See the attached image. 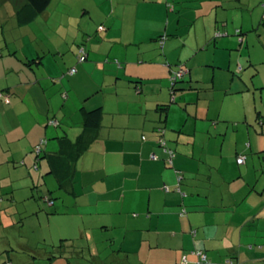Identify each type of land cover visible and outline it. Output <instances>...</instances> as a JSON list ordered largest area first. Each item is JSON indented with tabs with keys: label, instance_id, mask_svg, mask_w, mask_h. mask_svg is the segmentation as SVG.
Wrapping results in <instances>:
<instances>
[{
	"label": "crops",
	"instance_id": "obj_1",
	"mask_svg": "<svg viewBox=\"0 0 264 264\" xmlns=\"http://www.w3.org/2000/svg\"><path fill=\"white\" fill-rule=\"evenodd\" d=\"M149 1L159 5L164 30H150L147 47L137 37L147 21L137 19L142 12L136 7L134 22H127L122 0L107 1L108 13L100 16L84 9L89 20L83 23L81 18L72 25L73 39L65 35L61 41L47 39L36 46L37 39L31 55L12 53L1 23L0 184L9 176L13 178L8 179L10 184L16 181L11 177L14 172H21V178L32 185L54 178L45 157L34 167L32 148L42 140L46 153L58 151V138L63 135L83 150L73 164L72 192L60 189L63 195L52 206L41 198L33 202L29 213L38 220L41 215L47 219L43 242L55 251L28 243L13 245L5 233L15 220L4 199L0 201V264H80L53 252L66 251L65 239H91L93 234L105 233L109 236L102 248L108 256L102 260L94 255L92 264H176L183 255L188 264H196L191 253L195 248L207 254L203 264H222L226 257L237 264H264V139L259 137L263 134L246 116V143L235 141L233 148H225L223 140L218 151L211 149L213 134L226 137L230 124L219 126L224 121L220 114L210 115L209 104H200L204 99L200 88L214 86V60L193 62L207 46L232 35L230 29L238 26L234 23L237 14H232L234 6L228 4L235 0ZM24 2L16 1L14 14ZM48 5L38 16L47 13ZM146 10L152 12L151 7ZM200 17L204 26L199 31ZM36 18L18 25H31ZM99 25L104 29L99 31ZM215 31L222 34L215 36ZM78 34L87 35L89 51L86 61L75 64L71 54L63 52L84 40L80 37L79 41ZM233 35L241 36L234 41L244 40L241 29ZM155 37L160 53L152 44ZM189 37L195 39L193 45ZM131 45L136 47L133 53ZM169 49L178 52L177 59L168 56ZM57 53L59 57L54 56ZM37 56L40 63L30 61ZM178 63L186 64L189 73L177 83L180 88L174 99L169 92L167 102L172 105H167L163 115L158 110L166 100L162 94L170 91L167 81ZM73 65L77 71L69 74ZM208 67L212 68L210 79L203 76ZM6 95L8 103L3 100ZM98 106L102 108L100 125L91 133L84 128V113ZM171 113L178 118H171ZM241 121L231 119L235 130ZM158 126L165 128L166 145L174 151L171 163L156 142ZM239 155L245 156L241 164L236 162ZM182 209L185 213L180 214ZM65 225L74 229L67 236ZM191 229L196 230L195 236ZM89 242L90 253L98 254L97 242ZM82 246L77 243L70 248L79 254Z\"/></svg>",
	"mask_w": 264,
	"mask_h": 264
},
{
	"label": "rangeland",
	"instance_id": "obj_2",
	"mask_svg": "<svg viewBox=\"0 0 264 264\" xmlns=\"http://www.w3.org/2000/svg\"><path fill=\"white\" fill-rule=\"evenodd\" d=\"M16 1L18 0H0V25L3 23L4 34L7 39H9V48L12 50V53L15 52L18 56H23V52L30 55L32 54L31 49L37 39L36 46L37 43L43 44V41L47 42V39L51 40V43H55L58 39L61 41L65 38V35L69 37V40L73 39V37H75V32L72 29V25L77 24L81 18L83 23L84 20H89V13L86 12L83 14V10H90V13H92L93 16L106 14L108 13L107 1L109 0H51L47 8V13L38 16L36 21H34L31 25L25 26L18 25L15 14L12 10ZM122 2L123 4L120 3L121 6L126 7L124 10V17L127 22H134V10L136 7L139 8V13H144H140L141 15L138 16L137 19L147 21L145 25L146 27L138 29L139 31L137 37H142V41L145 42L141 43L143 47L146 45L150 46L149 40L151 38L149 36V31L164 30V26H161L160 24L162 21L160 18L162 12L159 5L156 1L153 3L149 0H122ZM231 3L232 4L228 5L234 6L233 8L231 7L232 14H237L234 23H238V26H236L237 24H234L230 29L232 35L225 41H216V44L213 43L207 46L206 49L201 52L198 50L199 53H197L196 57L193 59V62L198 60L206 62L210 59L215 62L216 74L214 86L209 84L207 87H212L211 89L206 86H202V88H200L202 97L204 98L200 101V104H209L210 115L214 116L217 113L220 114L221 119L224 121L219 122V126L224 125L225 128H227L226 125L230 124V131L227 132L226 137L225 134L219 133L213 134L214 137L210 139L209 144L211 145V149L216 151L219 150L223 140L225 148H233L235 141L238 143L247 142L248 139L245 129L247 123L245 121L246 116L249 119V123L251 121L259 124L258 121L261 118L264 119V28L260 25L261 15L264 11V2H262V0H235L234 3ZM149 7L152 8V12H147L146 8ZM252 11L256 12L255 16L254 13L252 14ZM65 12L69 13L68 17L64 14ZM252 18L254 23L251 25ZM91 21L89 23L93 26ZM202 25L203 21L200 17L196 22V26L199 31ZM231 25L232 22L230 23V26ZM235 28H239L242 31V37L244 36V40L242 42L237 41L240 38L238 35H233L236 30ZM77 37H79L78 40L80 41V37L82 36L78 34ZM2 38L3 35L0 29V45ZM83 38L85 39L86 37ZM234 38L237 40L234 41ZM156 39L157 38L155 37V39L152 40V44L160 53L162 49L159 47ZM189 41L193 45L194 43H192V41H195V39L193 37H189ZM82 43H84L83 40ZM135 43L137 44L135 46L139 45V41H136ZM78 46L79 43L77 41V43L73 45L72 49L69 50L65 47V49L68 50L63 53L67 56L71 54V56L76 60L78 56ZM135 46H130V52L135 50ZM213 46H216L217 49L213 50ZM39 55H42V53ZM177 55L178 52H174L173 49L168 50V56L172 57V59H177ZM54 56L59 57V53ZM173 68H176V66ZM211 70L212 68L208 67L207 70L203 71V76L206 78L209 77L208 79H210L212 74ZM1 79H4V75ZM167 82L169 86L170 81ZM188 87L189 83L187 82L186 88ZM166 91L167 96L162 94V98H166V100L162 101L161 104H166L169 107L172 105L167 102L170 98V91L167 89ZM177 92L178 91H176V93ZM146 94H148L147 96H150L149 89ZM188 96H191V94H188ZM169 116L175 119L178 118V116L172 113ZM226 119H229L230 122H227ZM231 119L242 120L240 123H237L239 126L238 130H235L234 122H231ZM259 137L264 139V134ZM11 177H15L17 180H14L12 184H10L8 179L13 178H10V176L5 178L4 182H1L0 184V195L3 197L4 202L8 206V212H10L9 214L13 217L15 223H17H14L13 227L7 228L5 235L11 239L13 245H17V243H28L33 246L46 247L48 250L55 251L50 248L51 246L48 247L47 245H44L43 242L47 231V227H45L47 219L44 215H41L40 220H38L37 217L29 213L33 212V202L39 203L42 195L51 194L53 198L55 197L54 200L59 201L60 197L63 195V191L57 189L56 181L51 176H49L47 184L42 181L34 185H32L30 181L27 183L25 178H21V172H14ZM48 191H50V194ZM7 202H9V204H7ZM40 205L42 209L45 208L44 202H41ZM51 226L53 231L55 226L54 224ZM64 229L66 230V236L69 235V232L74 230L69 225H65ZM108 236L109 234L107 233L98 236L93 234L92 237L90 236L91 239L86 238V236H83L82 238L78 236L77 239L80 244L82 243L87 245L90 244L89 241H92L93 243L97 242L96 245L100 247V252L98 254L90 253L87 247L84 248L82 253L77 254L72 251V248H70L72 246L67 244H64L66 250L65 252H53V254L57 257L59 256L60 258L65 257L66 260L69 258L72 262L77 260L76 262H79L80 264H92L95 260L93 258L94 255L99 256L102 260H104L102 257L107 258L108 250L104 251L102 247L107 246L104 240ZM1 244L2 242L0 241V245ZM55 244H57V242ZM19 249H22V247H19Z\"/></svg>",
	"mask_w": 264,
	"mask_h": 264
},
{
	"label": "trees",
	"instance_id": "obj_3",
	"mask_svg": "<svg viewBox=\"0 0 264 264\" xmlns=\"http://www.w3.org/2000/svg\"><path fill=\"white\" fill-rule=\"evenodd\" d=\"M49 2H50V0H25V2L15 12V18H16L17 23L18 24H26V23L33 21L40 13H42L46 9ZM260 25L264 28V11H263V15L260 19ZM103 29H104L103 25L98 26L99 31L103 30ZM235 31H236V33H240V29H238V28ZM221 34H222L221 31H215V33H214L215 36L216 35L219 36ZM84 37L87 38V35ZM86 38L83 40L84 43H82V42L79 43L78 56L75 60V64H80V63H82L88 59L89 48H88V45L85 41ZM162 38H163V36L158 37V41H160V44H162L161 43L163 41ZM240 38H241V36H240ZM82 39H83V37H82ZM40 58H41L40 56H37L35 58L30 59V61L33 63H35V62L40 63L41 62ZM176 66H177L176 68L171 69V75L177 69H183V70H186L187 72H185V74H183L181 77H176L173 80L171 79V76H170L169 87H170V93H171L172 99H174L175 92L180 88V85H178L177 83L182 81L183 78L187 75V73H189L188 72L189 68L186 66V64L178 63ZM72 68L75 69L74 72L69 73V70ZM185 68H187V69H185ZM76 71H77L76 67H75V65H73V66H70V68L68 69L67 72L69 74H74ZM3 100H4V97H3ZM8 102H5V103H8ZM158 110H160V113L165 115L166 110H167V105L161 104L160 107L158 108ZM101 116H102V108L100 106L93 108L91 110L85 111V113H84V128H86V130L90 131L91 133L93 131L97 130V128H99V125H100ZM50 122L53 124H56L57 120L51 119ZM258 122H259V124H257L258 125L257 131L260 134L261 133L264 134V119L261 118ZM155 130H157V132H158L156 142H157V144H159L162 147V150L166 154L169 155L167 160L169 163H171V157H172V155H174V151L172 149L168 148L166 145V140L164 138L165 128L158 126L155 128ZM87 139H88V137L84 138V140H87ZM141 139L145 140L144 134L141 135ZM87 141H89V140H87ZM87 141H86V143H88ZM42 143H43V140L41 142H38L37 144H35L32 148V153L34 155V160H35L34 167H37V161L39 160L40 157H45L46 161L48 163V166H49V172L53 174V176L56 180L57 187L61 190H64L65 192H72V189H73V173H74L73 164H74V161L76 160V158L78 157V155H80V153L82 152V150H83V149H81L82 147H80L79 145L76 146L75 141H72L71 139H69L68 137H66L64 135L58 138L59 149L56 152H52V153L51 152H47V153L44 152L42 150ZM151 156H152V158H156L155 154H152ZM239 156L243 158L242 159V162H243L245 156L244 155H239ZM239 156H237V158ZM237 158H236V162H237ZM242 162H237V163L241 164ZM166 189L168 190L167 187H166ZM48 192L50 194V191H48ZM41 198L44 199V201H46V203L49 206H52L55 197L53 198V197H50L49 195H42ZM2 199H3V197L0 195V201ZM183 213H185V209H182L180 212V214H183ZM190 233L192 236H195L196 230L191 229ZM65 241H66L65 244H67L69 246H73V247L76 246L77 243H80V242H78V239H73V238L65 239ZM88 245L82 246V251L84 250L85 247H87V249L90 251ZM80 253H82V252L80 251ZM191 253L195 256L194 262L196 264H203L204 262L208 261L207 254L204 252L203 249L195 248L191 251ZM201 255L205 256V258L203 260L201 259ZM52 256L53 255L51 254V257ZM183 258H184V260L182 261ZM67 259H69V258H67ZM189 262L190 261L188 260L187 256L183 255L181 257V259L176 264H188ZM230 263L231 264H237L232 257H226L222 261V264H230ZM4 264H10V263H8V261H6V263H4Z\"/></svg>",
	"mask_w": 264,
	"mask_h": 264
},
{
	"label": "built area",
	"instance_id": "obj_4",
	"mask_svg": "<svg viewBox=\"0 0 264 264\" xmlns=\"http://www.w3.org/2000/svg\"><path fill=\"white\" fill-rule=\"evenodd\" d=\"M74 68H72V69H70L69 70V73H72V72H74ZM185 70H183V69H177L176 71H174V73L171 75V79L173 80V79H175L176 77H181L183 74H185ZM4 101L5 102H8L9 101V98L7 97V96H4ZM242 157H238L237 158V162H242ZM205 258V256L204 255H201V259L203 260ZM184 260V258L182 259V261ZM231 264V263H230Z\"/></svg>",
	"mask_w": 264,
	"mask_h": 264
}]
</instances>
